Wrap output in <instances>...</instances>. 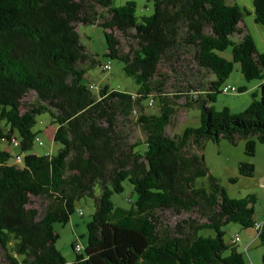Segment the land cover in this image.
I'll return each mask as SVG.
<instances>
[{"label":"trees","instance_id":"trees-1","mask_svg":"<svg viewBox=\"0 0 264 264\" xmlns=\"http://www.w3.org/2000/svg\"><path fill=\"white\" fill-rule=\"evenodd\" d=\"M115 1L0 0V141H17L26 153L10 164L11 153L0 147V264H252L237 244L225 241L224 226L255 228L257 198L230 197L200 152L205 140L245 139L250 156L257 142L264 144V53L240 27L244 9L227 0H154L148 16L139 15L135 1L122 6ZM253 14L264 26V0L253 1ZM79 24L105 30L107 56L125 64L138 92L107 85L97 94L90 89L86 65L97 60L81 43ZM116 31L134 32L137 46L130 53L121 52ZM181 54H190L212 78L200 83L195 97H187V107L200 108L201 125L170 137L167 129L182 95L172 99L165 93L159 66ZM236 64L248 81H262L261 98L253 93L250 106L238 114L217 111L210 103L223 93ZM32 92L37 101L22 113L23 99ZM158 101L161 113H150ZM136 109V123L147 138L129 144L118 119L132 118ZM46 112L63 148L40 156L29 152L38 141L37 117ZM254 173L253 164L240 165L241 176ZM204 177L208 188L198 186ZM126 181L137 193L129 209L112 199L124 192ZM32 197L47 202L43 212L29 207ZM86 197L97 205L87 224L88 243L81 252L74 244L76 261L67 263L56 245L55 225L68 224L76 203ZM162 211L196 212L200 220L171 228ZM260 225L256 232L264 245V221ZM206 229L216 235H200Z\"/></svg>","mask_w":264,"mask_h":264},{"label":"rangeland","instance_id":"rangeland-1","mask_svg":"<svg viewBox=\"0 0 264 264\" xmlns=\"http://www.w3.org/2000/svg\"><path fill=\"white\" fill-rule=\"evenodd\" d=\"M129 1H135L138 6L139 15H152L154 13V0H116L115 6L125 5ZM254 0H227L229 5L238 4L244 9V14L240 27L244 33L250 34L255 40L257 49L260 53H264V26L256 23L253 14ZM99 13L105 16H110L106 9L96 6ZM102 21V20H101ZM81 35V43L85 46L87 54L97 60L95 66L88 63V73L86 78L91 83L95 84L97 94L100 88L107 85L111 90H120L130 93H136L139 86L135 78L129 76L124 67L125 64L120 59H112L107 56L108 43L105 36V30L99 25H77ZM115 37L119 40V48L122 53H130L135 46H137L131 36H126L118 31ZM238 40V39H236ZM230 57V50L227 54ZM175 60L164 59L159 66V72L167 80L165 86V93L172 97L182 95L181 99L176 102V114L172 124L167 129V134L174 137L177 134L183 133L189 127H199L200 122V108L187 107V97L193 96L197 93L200 83L207 82L212 78L211 74L200 71L196 63L191 59L190 54H181L175 57ZM111 63V70L104 71L103 66ZM261 84L260 80L248 81L242 71L241 66L236 64L235 70L231 76L226 80L224 85H230L237 89V92H230L228 94L219 93L216 101L210 104L214 106L217 111H222L224 108H229L232 113L238 114L245 111L253 101L252 94L258 92V98H261ZM242 89H246L241 92ZM190 92V94H188ZM175 100V99H174ZM37 97L34 92L30 93L23 99L21 111L26 112L32 104L36 103ZM152 114L159 115L161 113L159 101L155 106L148 108ZM136 114L130 119L119 117V129L126 135L128 143L134 144L136 142H143L147 138L146 133L136 123L139 115V110L136 109ZM56 125L52 122L51 115L46 112L37 117V123L33 128L36 133L38 141H35L33 149L29 153L37 155H57L63 148L59 142H55L54 133ZM19 138V135H17ZM0 147L11 153L12 158L10 164H16V156L21 155L23 158L26 153H23L19 145L10 144L7 140L0 141ZM144 148V147H142ZM201 154L204 155L206 166L214 177L219 180V183L226 189L227 193L232 198H244L249 195H255L256 201V219L259 222L264 221V144L257 142V149L254 156H250L246 151V140L239 139L236 144L229 142L226 139H220L218 142L212 140H205L203 147L200 149ZM242 163H249L255 166V173L252 177H245L240 175V165ZM21 165L22 163H18ZM237 179L235 182L232 179ZM209 179L207 177L198 179L199 187H209ZM125 190L121 194H114L112 199L116 206L123 208H131L136 200L137 193L134 187L128 182H124ZM100 192L98 191L97 195ZM32 202L29 207L37 208L40 212L45 210L47 202L39 197H32ZM97 210V205L94 199L90 197L82 198L76 203V211L71 216V220L66 225L56 224L55 230L58 234L57 248L60 250L63 258L67 263L76 261L77 254L73 249V245L81 243L84 247L87 246V224L93 219ZM82 213V214H81ZM162 221L169 227H175L179 222L188 220L190 218L198 219V213H183L181 215L175 214L173 211L160 212ZM203 222V221H201ZM225 241L232 243L235 237L240 238L237 244L239 250L242 251L247 259L252 264H264V245L257 237L255 228H244L238 223L231 222L224 226ZM200 235L205 237L215 236L212 229H206L200 232ZM2 253L0 248V260H2ZM255 261V263H254Z\"/></svg>","mask_w":264,"mask_h":264},{"label":"built area","instance_id":"built-area-1","mask_svg":"<svg viewBox=\"0 0 264 264\" xmlns=\"http://www.w3.org/2000/svg\"><path fill=\"white\" fill-rule=\"evenodd\" d=\"M102 68H103L104 71H110L111 70V63H108V64L104 65ZM90 89L91 90H96L97 87H96L95 84H91L90 85ZM236 91H237V89L235 87H233V86H230V85H225L223 87V93L224 94H228L230 92H236ZM151 103H153V101H151ZM14 144L17 146L18 145V142L17 141H14ZM16 161L17 162H21L22 161V158L20 156H17L16 157ZM260 229H261L260 223H256L255 230L256 231H259ZM239 242H240V238L239 237H235L232 240V243L233 244H238ZM75 249H76L77 252H81L82 249H83V245L81 243H77Z\"/></svg>","mask_w":264,"mask_h":264},{"label":"crops","instance_id":"crops-1","mask_svg":"<svg viewBox=\"0 0 264 264\" xmlns=\"http://www.w3.org/2000/svg\"><path fill=\"white\" fill-rule=\"evenodd\" d=\"M259 222V221H258ZM259 223H261V222H259ZM256 231V230H255ZM257 237H258V234H257ZM254 263H255V261H254Z\"/></svg>","mask_w":264,"mask_h":264}]
</instances>
